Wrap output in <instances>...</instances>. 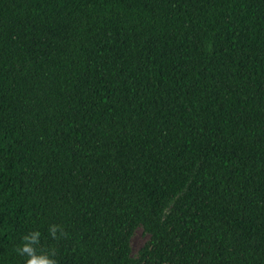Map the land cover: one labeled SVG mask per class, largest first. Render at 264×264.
<instances>
[{
  "label": "trees",
  "instance_id": "trees-1",
  "mask_svg": "<svg viewBox=\"0 0 264 264\" xmlns=\"http://www.w3.org/2000/svg\"><path fill=\"white\" fill-rule=\"evenodd\" d=\"M32 231L57 264H264V0H0V264Z\"/></svg>",
  "mask_w": 264,
  "mask_h": 264
},
{
  "label": "clouds",
  "instance_id": "clouds-1",
  "mask_svg": "<svg viewBox=\"0 0 264 264\" xmlns=\"http://www.w3.org/2000/svg\"><path fill=\"white\" fill-rule=\"evenodd\" d=\"M50 234L55 237L58 231V227L53 225L49 229ZM40 232L32 231L29 234L23 236V243L17 247L16 252L21 255H26L25 264H57V262L52 259L47 254L37 255L36 248L34 245L39 244Z\"/></svg>",
  "mask_w": 264,
  "mask_h": 264
},
{
  "label": "rangeland",
  "instance_id": "rangeland-1",
  "mask_svg": "<svg viewBox=\"0 0 264 264\" xmlns=\"http://www.w3.org/2000/svg\"><path fill=\"white\" fill-rule=\"evenodd\" d=\"M149 239V235L145 233L143 228H139L132 238V249L133 254L137 255L139 250L144 246V244Z\"/></svg>",
  "mask_w": 264,
  "mask_h": 264
}]
</instances>
